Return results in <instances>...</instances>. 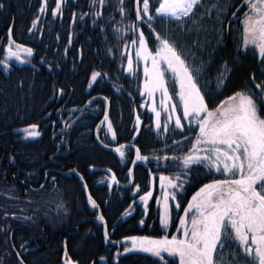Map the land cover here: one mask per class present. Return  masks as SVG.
I'll return each instance as SVG.
<instances>
[{"label":"trees","instance_id":"16d2710c","mask_svg":"<svg viewBox=\"0 0 264 264\" xmlns=\"http://www.w3.org/2000/svg\"><path fill=\"white\" fill-rule=\"evenodd\" d=\"M37 2L39 0L0 2L4 4V8L0 9V61L5 60L3 33L11 24L14 37L29 33L27 38L30 46L47 42L48 36L58 33L60 41L64 43L62 47H56L59 50L68 42L71 50L76 49V46L82 47L84 42H92L95 46L91 48L95 47L100 57L92 67L88 65V70L84 68V58L79 61L72 54L60 56L65 58V64L52 62L54 72L63 76L62 87L66 89L65 85L69 84L68 90H74L75 93L71 97L70 93L60 97L56 104L43 101L47 94H41L47 91L50 81L44 68L32 72L17 66L6 72L0 63V217L17 214L38 221L50 220L46 227L52 229L54 235L63 237L66 234L64 245L72 261L77 264H99V258L106 255L102 249L101 229L95 221V212L85 206L74 177H57L59 184L55 185L54 191L44 186L47 199L39 198L36 207L30 193L27 194V202L20 207L14 190L10 189L5 177L17 178L20 174L23 179L29 180L31 186L39 187L44 177L51 179L55 171L66 173L74 170L83 177L89 195L107 223L109 240L118 242V248L123 250L126 237L146 236L145 227L150 221L153 222L152 235L158 236L157 216L150 215L155 209L153 204L161 196L158 189L160 176L153 179V196L148 201V213L144 215L140 197L151 191L149 172L142 165L143 160H134V148L147 157L150 149L146 136L152 120L148 110L149 101L146 95H140L144 83V64L142 61L138 63L135 57L133 71L126 72L123 55V51L129 47H134V55L136 51L131 38L138 36V32L133 33L127 25L136 24L144 32L152 50L155 48L154 38L134 19L133 0H123V5L120 0H105L103 7L98 2L94 3V0H63L61 12L55 16L52 13L56 0H45L42 15L31 9L33 3ZM121 7L125 9L124 16L120 13ZM154 9L151 6L150 11ZM97 10L102 12L100 18L95 16ZM34 22L35 28L32 27ZM56 24L61 27L54 32ZM115 28H120L121 32H115ZM35 54L37 59L48 63L46 49H40ZM81 54L82 57L86 56L82 50ZM115 61L117 63L114 65ZM103 64L106 71L100 72L104 69ZM107 65H110L109 71ZM93 70L100 72L101 76L89 87L88 76ZM32 91L39 93L37 99L33 97ZM67 96L70 98L68 102ZM61 105L71 110V117L67 122L66 116L61 115L57 109ZM106 107L109 108L110 116L118 114V121L128 124L122 132L113 130L115 139L111 133L108 134V130L100 128ZM51 116L55 117L54 120H51ZM137 117L140 126L137 124ZM62 118L64 119L61 120ZM133 123L135 127L131 125ZM33 124L38 126L40 135L30 140L24 137V133L25 128ZM132 132L135 133V138ZM95 140L112 150L101 149L95 144ZM117 148L124 152L123 158L116 151ZM173 148L175 151L178 149ZM154 152L162 153L161 146H156ZM167 163L162 168L163 171L159 172L178 170L171 161ZM10 171L12 173H6ZM181 196L180 193L178 199ZM187 196L183 194L185 199ZM141 219L145 221L143 226L139 223ZM64 225L65 231L62 230ZM107 248L111 249L109 246ZM106 259L109 264H113L111 255ZM146 259L148 258L144 253L126 254L120 257L119 264H146Z\"/></svg>","mask_w":264,"mask_h":264},{"label":"snow or ice","instance_id":"6c2138e0","mask_svg":"<svg viewBox=\"0 0 264 264\" xmlns=\"http://www.w3.org/2000/svg\"><path fill=\"white\" fill-rule=\"evenodd\" d=\"M95 2L103 7L105 0H94ZM62 3L63 0H56L52 13L54 16L61 12ZM135 3V19L140 21L147 17L145 22L154 34L155 45L154 50L150 49L144 32L139 30L136 24L127 25L133 33L138 32V36L131 38V44L136 47L137 62L142 61L144 64V83L140 95H146L151 102L150 111L155 115L158 134L161 131L167 134L169 125L172 124L173 132L179 130L183 133L187 128L193 138L190 147L183 154L155 157L157 160H171L178 169L173 176L159 177L161 196L156 200L160 208V227L165 233L172 223L173 204H170V201L174 203L178 214L177 234L170 238L167 234L161 238L126 237L123 251H118L117 256L147 253L157 258L156 264H241V261L243 264H264V82L255 84L258 92L238 91L210 107L209 100L199 84V81L205 78V62L202 60L200 65L190 64L185 54L167 35L156 32L151 23L154 16L150 14V0H135ZM120 4L123 5V0H120ZM202 7L203 0H161L155 8V14L156 17L184 21L186 18H194L197 10ZM232 7L234 5L231 4L222 6L219 0L212 6L216 11L217 23L221 25L218 29L221 33L225 9ZM3 8L4 4L0 3V9ZM245 8L242 47L245 51L249 47L258 50L260 60L264 62V0H241L239 6L231 13L232 16L235 18L237 13ZM44 11L42 6L40 12ZM120 13L125 15L123 7L120 8ZM205 14L211 15V10ZM95 16L100 18L102 12L97 10ZM32 27H36L35 22ZM114 31L119 33L121 29L115 28ZM14 44L9 29L6 59L0 61L5 69L9 68L7 60L13 58L25 63L21 59V51L28 56L32 55L31 48L15 44L14 50ZM127 64V71L132 72L131 56L128 57ZM229 72L225 62L223 71L216 77L217 89L223 86ZM100 76V72L94 71L91 82H95ZM60 92L62 94L63 89ZM162 113L165 116L163 125ZM104 120L108 121L107 114ZM183 121H186L187 125ZM139 123L137 117V124ZM37 127L35 124L31 125L30 130H25L27 135L39 136ZM107 130L115 139L110 122L107 124ZM184 139L189 137L185 136ZM174 143L180 144L179 141ZM116 151L121 158L124 157L121 148ZM136 160L147 161L148 157L142 156L139 149H136ZM193 166H202L210 175L219 174L220 178L214 177L210 183L200 187L182 209L183 215H179L181 204L178 195L183 192ZM43 187L41 185V188ZM152 196V191H147L140 197L144 215H147L148 201ZM88 199L93 208L98 207L91 196ZM99 220L104 224V238L108 241L107 223L103 216H100ZM139 223L143 226L144 219ZM226 248L232 250L228 256L225 255ZM17 255L19 256V253ZM20 264H24V261L21 260ZM64 264H75L68 257L66 250Z\"/></svg>","mask_w":264,"mask_h":264},{"label":"flooded vegetation","instance_id":"af4514ba","mask_svg":"<svg viewBox=\"0 0 264 264\" xmlns=\"http://www.w3.org/2000/svg\"><path fill=\"white\" fill-rule=\"evenodd\" d=\"M240 2L241 0H219V3L222 6L224 4L234 5V7H232L231 9H225V16L222 18V33L218 31V29L221 28V25L217 23L216 11L212 8V6L217 3V0H203V7L197 10L196 16L194 18H186V20L184 21H177L180 39L178 49L185 54L188 62L190 61L191 64L200 65L202 60L205 62V66L207 68V70L204 72L205 78L200 80L199 84L201 90L206 94V98L209 100L210 107H214L220 101L238 91L258 92L259 89L255 88V84L264 82V62H261L258 50L249 47V49L245 51L242 47L243 11L246 10V8L242 9L241 12H238L235 18L231 14L233 11H235V7L239 6ZM208 10H211V15L205 14ZM229 21H231V23H229ZM148 47L150 48L149 45ZM59 52V55H63L64 57L71 55L72 50L69 42L63 49L59 50ZM123 55L125 56L124 70L126 72H129L127 71V61L129 56H131L134 61V47L125 49L123 51ZM28 59V57H25V59L23 60L28 64H33L31 62L33 60ZM14 61L15 60L10 59L7 60V63L9 65L18 64L17 61ZM225 62H227L230 72L227 73V79L225 80L223 86L217 89L216 77L218 73L223 71V65L225 64ZM116 63L117 61H115L114 65ZM109 66L110 65H107L108 71ZM103 68L104 69H101L100 72H103V70L106 71L105 64H103ZM94 71L97 72L96 70H93L88 76L91 85L94 84L99 78L98 77L95 82H91V75ZM97 84L99 85L98 82ZM205 84H207V87H205ZM148 110L150 111L149 106ZM70 113L71 110H69L66 114V118L68 120H70L71 117ZM149 113L152 120L150 121V125H148L150 130L146 132V136H148V146L150 147V149L148 160L144 161L142 165L144 166L146 171L149 172V185L152 191L153 179L155 176H173L178 171L177 170L176 172H173L172 170L168 169L164 173L159 172L160 170H162V168H164L165 164H168L167 162L171 160H157L155 159V157H162L164 155H168L169 157H171L172 155L183 154V152L190 147L193 134L188 132L187 128H185V131L183 133H181L179 130L173 132L172 124L169 125V132L167 134L163 133L162 131L158 134L155 128V115L151 111ZM105 114H107L108 116V121L104 120ZM54 118V116H51V120H54ZM118 119L119 115L116 114L114 116H110L109 108L106 107V111L100 121V128L107 130V124L108 122H110L112 124L113 130H116L118 128V126L116 127V122H118ZM164 119L165 116L162 113V125ZM183 123L187 125L186 121H183ZM131 125L135 127V123ZM138 125L140 126V124ZM25 130H30V127L25 128ZM131 134L135 138V133L132 132ZM158 135H160V137ZM185 136H188L189 139H184ZM24 137L30 140L35 138L28 136L27 132L24 133ZM174 141H179L180 144L177 145L174 143ZM156 146H161L162 153L159 154L154 152V148ZM173 147H178V149L175 151ZM134 160L138 161L136 160V153L134 156ZM171 163L173 162L171 161ZM6 173L12 172L10 171ZM16 177L19 178L20 174ZM214 177L220 178L219 174L214 173L210 175L208 173V170L206 168H203L202 166H193L192 170L187 176L184 190L181 193L182 196L180 197V199H178L181 204V211L179 215H183L182 209L186 207L187 202L191 199L195 192L198 191L199 188L204 184L210 183ZM5 180L7 181V184L11 186L10 189L14 190V194L17 197V203L21 207L24 202H27L26 197L28 193L31 194V188L25 187L24 183L21 180L14 178V176H6ZM50 183L51 182L50 180H48V178H44L41 185L55 189V186H49ZM38 188H41V186H39ZM158 189L161 193L160 181ZM184 193L188 195L187 199L183 197ZM38 204L39 202L37 198L35 200L34 207L38 206ZM170 204H173L172 223L167 230V233H165L160 227V208L155 202L152 206L155 209L150 216H157V227L160 234L158 236L152 235L153 222L150 221L151 219L149 218V216L148 220L150 222L145 227V229H147L146 236L152 238H161L163 235L167 234L170 238L172 235L177 234L176 228L178 226V214L174 208V203L170 201ZM47 222L51 221H38L36 219L25 218L23 215L17 214H11V216L9 217H0V264H20L21 260L24 261V264H64V253L66 250L64 241L66 239V234H63V237H57L52 233L54 232L52 231V229L46 227ZM97 225L101 229V241L103 244L102 249L106 253V255H103L99 258V264H109V261L106 259L108 255H111V262L113 264H119L120 257H123L125 255L117 256V252H122L123 250L118 248V242L110 241L109 239L108 241H105L103 239L102 227L98 223ZM65 229L66 226L64 225L62 230L65 231ZM108 246L111 249H106V247ZM231 251V249L226 248L225 255L228 256L229 252ZM17 253H19V256L17 255ZM131 254L133 253H128L127 255ZM144 254L148 258L146 259V262L144 260L146 264L156 263L157 258L152 257L147 253ZM68 257L70 258L69 255ZM75 264L77 263L75 262ZM241 264H243V261H241Z\"/></svg>","mask_w":264,"mask_h":264},{"label":"bare ground","instance_id":"6f19581e","mask_svg":"<svg viewBox=\"0 0 264 264\" xmlns=\"http://www.w3.org/2000/svg\"><path fill=\"white\" fill-rule=\"evenodd\" d=\"M3 1L4 0H0V2H3ZM160 2H161V0L159 1V3ZM159 3L157 5V7L159 6ZM41 4H42V1L41 0H39V2H37L35 4L33 3L32 8H31L32 11L35 10L34 12L36 14L42 15L43 13L40 12ZM43 7L45 8V4L43 5ZM155 16H156V14H155ZM159 18H161V17H159ZM163 19H167L170 22H177L176 20H174L172 18H163ZM33 21H35V20L33 19ZM60 27H61L60 24L59 25L56 24V29H55L54 32L59 31L58 28H60ZM9 29H11L12 39L15 41V44H20V45L23 46V48H31L32 49V55L31 56L24 55V54H21V53H20V56H21V59L22 60L25 59V57H28L29 58L28 60H33L31 62L34 65L31 64V63L28 64L26 62L25 63L18 62V64H14V65H11L10 64L9 65V68H7V69L4 68V70L6 72H10L12 69L16 68L17 66H20V68L25 67V68H27L28 70H30L32 72H38L40 70L39 68H41V67L44 68L46 70V73H47L50 81H49L48 86H47V89H46L47 91L46 92H42V94L41 93L40 94L41 95L47 94V96H45L43 98V101L44 100L45 101H48L51 104H52V102L56 104L57 103V100L60 97L65 96L68 93H70V97H71L72 94L74 95L75 94L74 93V90L73 91L71 89L68 90L70 88L69 84H66L65 85L66 86V89H64L65 87L64 88L62 87L61 81H62L63 76H61L60 74L55 73L54 70L51 68V67H53L52 66L53 65L52 62L53 63L62 62L63 64H65V58L64 57L63 58L60 57L61 55H59V53H60L59 52V49L56 48L57 46L62 47L64 45V43L62 41H60V37L57 35L58 33H55L54 35L48 36V41L47 42H42V43H40L38 45H34L33 44L34 46H30L29 43H28V38H27V36H29V33L28 34H26V33L25 34H22L21 33L20 36L14 37L13 36V33H12V24H11L8 27V29L5 30L6 32L3 33L4 34V39L3 40L5 42V45L3 47V55H4V57H6L5 47L8 44ZM85 39H86V37H85ZM31 42H33V41H31ZM81 46L84 47V48H82L80 46L79 47L76 46L75 47L76 49H73L72 50V55L74 57H77L78 59H80L79 61H81L84 58L83 59V65H84V68H86V70H88L87 68L92 67V65H94V64H96L98 62L97 59L100 56L98 55V50L95 47L91 48L92 46H95V43H92V42H84V43L81 44ZM40 49H42V50H45L46 49L47 50V53H48V56H49V60H47L48 63H43V60L42 59L40 60V58L37 59V56H36L35 53L40 52ZM89 49H90V53H89ZM81 50L84 52V54L86 56L82 57ZM88 65H89V67H88ZM71 68H74L75 69L76 67H71ZM61 89H63V93L62 94L60 92ZM67 90H68V92H67ZM31 93H32L33 97H35V98L39 96L38 95L39 93L37 94V93H35V91H32ZM66 98H67L66 101L68 102L69 99H70L69 96H67ZM57 109L61 113V115L66 116V117H67L66 114L70 110L68 107H66L64 105L59 106ZM63 119L64 118H62L61 120H63ZM67 121H68V119H65V122H67ZM117 126H118L117 129L119 130V132H122L124 129H126V127L128 126V124L125 123V122H122V121H118V122H116V127ZM95 144L97 146H99V147L101 145L97 140H95ZM72 171H74V170H72ZM69 172H71V171H69ZM69 172H66V173H58V172L55 171L54 172L55 175L51 179H48L51 182L49 186H55V185L59 184V179L57 177H59L60 179H70V177H73L72 175L70 177H67V176H64L63 175V174H69ZM75 173H77V172H75ZM79 176H81V175H79ZM44 178H47V177H44ZM16 179L21 180L24 183V186L25 187L31 188V190H32L31 191V196H32V198H33L34 201L37 198L38 199L39 198L47 199V193L44 190V188L41 189V188H38V187L31 186L29 184V180L23 179V177L21 175H20L19 178H16ZM49 190L50 191L51 190L54 191V189H52L51 187H50Z\"/></svg>","mask_w":264,"mask_h":264},{"label":"water","instance_id":"95a60500","mask_svg":"<svg viewBox=\"0 0 264 264\" xmlns=\"http://www.w3.org/2000/svg\"><path fill=\"white\" fill-rule=\"evenodd\" d=\"M42 1V4H41V7L45 4V1L44 0H41ZM160 1V0H159ZM135 15H136V3H135V0H133V17H134V19H135ZM146 20L145 19H143V20H140V21H138V23L142 26V27H144L150 34H152L153 36H154V34L152 33V30L149 28V26H148V23L147 22H145ZM8 47V44L6 45V47H5V49ZM12 47H13V49L15 50V44L14 45H12ZM6 53V52H5ZM21 54H24V55H27L26 53H24L23 51H21L20 52ZM12 60H15V61H17L16 59H12ZM17 62H19V61H17ZM99 145V144H98ZM100 148L101 149H103V150H105V151H111V149L109 148V147H105V146H102V145H100ZM134 150H135V152H136V149L134 148ZM64 176H67V177H70L71 175L76 179V181H77V183H78V185H79V188H80V190H81V192H82V195H83V199H84V203H85V206L88 208V209H90L91 211H93V212H95V219H96V221H97V223L99 224V225H101V227H102V230H103V239L105 240V238H104V231H105V229H104V224L103 223H101V221L99 220V217L100 216H102L101 215V211H100V209H99V207H97V208H93L92 206H91V204L89 203V192H88V190H87V187L85 188L84 186H85V183H84V181H83V179H81V176H79L77 173H75L74 171H71V172H69V174H63ZM93 200V199H92ZM98 206V205H97Z\"/></svg>","mask_w":264,"mask_h":264},{"label":"rangeland","instance_id":"374dc122","mask_svg":"<svg viewBox=\"0 0 264 264\" xmlns=\"http://www.w3.org/2000/svg\"><path fill=\"white\" fill-rule=\"evenodd\" d=\"M158 2H159V0H150V9H151V6H154L156 8L157 7L156 4H158ZM141 7H142V4H141ZM150 14H152L154 16V19H153V21H151V23H152V26L155 28L156 32H158L162 35H167L169 37V39L172 40L178 48V44L180 42V39H179V27L177 25V22H170L167 19L156 17L154 14V10L152 12L150 11ZM144 18L147 20V17H144ZM190 64H191V62H190ZM147 99H148V97H147ZM156 99H157V105H158L159 93L156 94ZM149 108H151V102L150 101H149Z\"/></svg>","mask_w":264,"mask_h":264}]
</instances>
